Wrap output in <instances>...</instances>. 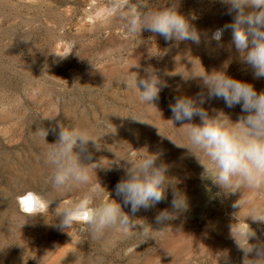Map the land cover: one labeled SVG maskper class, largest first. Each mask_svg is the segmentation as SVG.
<instances>
[{"label":"rangeland","instance_id":"1","mask_svg":"<svg viewBox=\"0 0 264 264\" xmlns=\"http://www.w3.org/2000/svg\"><path fill=\"white\" fill-rule=\"evenodd\" d=\"M0 264H264V0H0Z\"/></svg>","mask_w":264,"mask_h":264},{"label":"bare ground","instance_id":"2","mask_svg":"<svg viewBox=\"0 0 264 264\" xmlns=\"http://www.w3.org/2000/svg\"><path fill=\"white\" fill-rule=\"evenodd\" d=\"M35 199H33L32 197H28L27 199H25L24 203L26 208H32L35 205ZM38 204V203H37Z\"/></svg>","mask_w":264,"mask_h":264}]
</instances>
